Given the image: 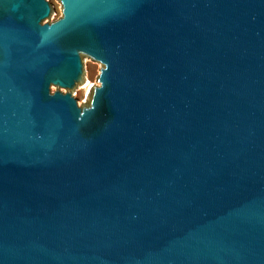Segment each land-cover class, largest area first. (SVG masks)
Segmentation results:
<instances>
[{
    "label": "water",
    "instance_id": "95a60500",
    "mask_svg": "<svg viewBox=\"0 0 264 264\" xmlns=\"http://www.w3.org/2000/svg\"><path fill=\"white\" fill-rule=\"evenodd\" d=\"M58 2L0 0V264H264V0Z\"/></svg>",
    "mask_w": 264,
    "mask_h": 264
},
{
    "label": "rangeland",
    "instance_id": "374dc122",
    "mask_svg": "<svg viewBox=\"0 0 264 264\" xmlns=\"http://www.w3.org/2000/svg\"><path fill=\"white\" fill-rule=\"evenodd\" d=\"M52 8L53 13L50 16V19H46L43 21V23L53 22L58 20L62 17V10H61V3L58 2V0H47ZM101 69V64L99 62H95L90 60V58L83 57V71H84V84L79 85L77 84V87L73 93V97L77 100L78 105L81 107L82 103H86L89 98V92L90 89L93 86L98 87L100 84L99 82H96L97 77L100 75L99 71ZM89 83L88 88H85ZM51 92L54 93L56 91V86H51ZM58 91H62L63 93H66L65 89L58 88Z\"/></svg>",
    "mask_w": 264,
    "mask_h": 264
},
{
    "label": "bare ground",
    "instance_id": "6f19581e",
    "mask_svg": "<svg viewBox=\"0 0 264 264\" xmlns=\"http://www.w3.org/2000/svg\"><path fill=\"white\" fill-rule=\"evenodd\" d=\"M88 86H89V83H88V85L85 88H88Z\"/></svg>",
    "mask_w": 264,
    "mask_h": 264
}]
</instances>
